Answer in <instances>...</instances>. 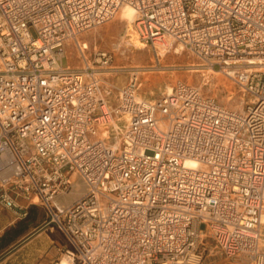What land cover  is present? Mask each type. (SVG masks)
I'll list each match as a JSON object with an SVG mask.
<instances>
[{
  "label": "built area",
  "instance_id": "built-area-1",
  "mask_svg": "<svg viewBox=\"0 0 264 264\" xmlns=\"http://www.w3.org/2000/svg\"><path fill=\"white\" fill-rule=\"evenodd\" d=\"M124 6L158 57L159 42L183 45L253 99L246 110L182 82L139 99L135 72L110 106L98 71L112 56L92 65L78 37ZM71 43L82 68L62 61ZM0 66V207L49 208L66 239L56 264H264V0H0ZM76 180L86 192L56 205Z\"/></svg>",
  "mask_w": 264,
  "mask_h": 264
},
{
  "label": "rangeland",
  "instance_id": "rangeland-1",
  "mask_svg": "<svg viewBox=\"0 0 264 264\" xmlns=\"http://www.w3.org/2000/svg\"><path fill=\"white\" fill-rule=\"evenodd\" d=\"M133 28L135 29L134 24ZM133 28L129 31L127 24L121 21L119 13L113 21L78 37L79 42L87 44L89 49L87 56L92 65H102L97 62L96 51L107 52L112 56L110 63L98 73L104 81L105 88L108 87L106 83L111 85L114 97L119 90L128 85L131 74L135 72L138 73L137 77L141 84L139 95L145 100L155 101L168 94L169 87L174 88L182 82L198 87L204 95L212 97L227 109L246 110L251 97H243L240 86L219 69H210L188 50L178 52V46L168 53L160 50L158 57L154 48L143 44L137 34L133 35ZM66 57L64 65L74 69L84 66V60L72 43L66 48ZM36 202L37 204L31 207L37 208L39 217L31 225L30 232L17 243L0 252L8 250L3 258L9 257L12 264H56L62 256L66 239L50 223L49 208L37 200ZM21 219L14 211L0 207V235L2 236L8 228ZM260 249L264 252V228ZM205 264L253 263L246 256L225 259L207 253Z\"/></svg>",
  "mask_w": 264,
  "mask_h": 264
},
{
  "label": "bare ground",
  "instance_id": "bare-ground-1",
  "mask_svg": "<svg viewBox=\"0 0 264 264\" xmlns=\"http://www.w3.org/2000/svg\"><path fill=\"white\" fill-rule=\"evenodd\" d=\"M119 15V14H118ZM136 16H137V12L136 10L131 7V6H124L121 11H120V18H121V21L125 22L128 26V29L129 31L131 30V28H133V24H134V21L136 19ZM135 29L133 28V35L136 34V31ZM136 36V35H135ZM135 39H137L135 37ZM79 42V41H78ZM166 43V44H165ZM145 44V43H143ZM165 44V45H163ZM87 49H88V46L87 44H84ZM158 47L160 50H165L167 53L173 49L174 47H171V43L167 40H165L162 44L161 42L157 43ZM176 47V46H175ZM186 48L183 46V45H178V49L177 51L178 52H182V51H185ZM65 54H66V50H65ZM66 56V55H65ZM65 59H67V57H65ZM64 62V60H62ZM69 67V66H68ZM1 68V66H0ZM70 68V67H69ZM214 71V70H213ZM138 78V77H137ZM108 85V87H106V91H107V96L108 97V103L110 106H117L121 103V97H122V92L123 90L128 86H125L122 90H119L118 93L116 94V96L114 97L113 96V89L111 88V85H109V83H106ZM175 88V87H174ZM174 88H171L169 87L168 88V94L166 95H163L161 98L155 100V101H148L147 99H143L140 97V95L138 94V98L139 99H143L145 101H148V102H151V103H155L156 101H159L161 100L163 97H168L170 95H173L174 94ZM253 100V99H251ZM250 103V101L248 102V104ZM235 111V110H234ZM245 109L243 110H240V112H244ZM126 119H128V117H126ZM114 126L116 128H118V124L117 123H114ZM189 167H192V168H199V166H196L194 162H189L188 163ZM86 192V187L85 185L80 181V180H76L75 182V185H74V188L73 190L71 191L70 194H67V195H63V196H60L56 201V205H58L59 207H66V206H69L73 201H75L76 199H78L80 196H82L84 193ZM70 195V196H69ZM69 196V197H68ZM261 238H262V234H261ZM261 238H260V242H261ZM260 242H259V247H260ZM61 264H68L67 263V259L66 258H63L62 260V263Z\"/></svg>",
  "mask_w": 264,
  "mask_h": 264
},
{
  "label": "trees",
  "instance_id": "trees-1",
  "mask_svg": "<svg viewBox=\"0 0 264 264\" xmlns=\"http://www.w3.org/2000/svg\"><path fill=\"white\" fill-rule=\"evenodd\" d=\"M39 214L36 207H30L27 216L14 226L8 228L0 237V252L17 243L30 232L31 225L38 220Z\"/></svg>",
  "mask_w": 264,
  "mask_h": 264
},
{
  "label": "crops",
  "instance_id": "crops-1",
  "mask_svg": "<svg viewBox=\"0 0 264 264\" xmlns=\"http://www.w3.org/2000/svg\"><path fill=\"white\" fill-rule=\"evenodd\" d=\"M20 204L21 205H25V202L24 201H20ZM1 236V235H0ZM8 250L6 251H3L2 253H0V258L2 257V260H0V264H12V261H9V257H6V258H3L5 257V253L7 252ZM14 263V262H13Z\"/></svg>",
  "mask_w": 264,
  "mask_h": 264
}]
</instances>
